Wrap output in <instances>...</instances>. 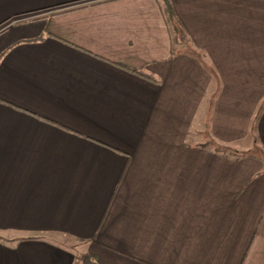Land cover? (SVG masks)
<instances>
[{"label":"crops","instance_id":"0c3cea01","mask_svg":"<svg viewBox=\"0 0 264 264\" xmlns=\"http://www.w3.org/2000/svg\"><path fill=\"white\" fill-rule=\"evenodd\" d=\"M166 1L0 0V264H264V0Z\"/></svg>","mask_w":264,"mask_h":264},{"label":"trees","instance_id":"16d2710c","mask_svg":"<svg viewBox=\"0 0 264 264\" xmlns=\"http://www.w3.org/2000/svg\"><path fill=\"white\" fill-rule=\"evenodd\" d=\"M165 7H166V12H167V15L169 17V20L170 21H173L174 20V12H173V9L170 5V3L168 1L165 0ZM199 57H200V54H199ZM133 73H138V71H136L135 69H130ZM216 147V150L222 154H229V155H235V156H238V155H243L241 153H238L237 151H231V149H227V147H223L221 145H217L215 144ZM263 154H264V150H263ZM264 158V157H263Z\"/></svg>","mask_w":264,"mask_h":264}]
</instances>
